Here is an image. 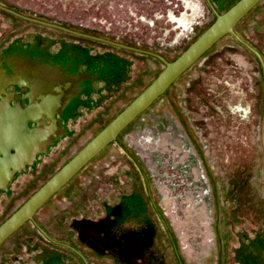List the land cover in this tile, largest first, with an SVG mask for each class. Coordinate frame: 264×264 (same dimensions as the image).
Returning <instances> with one entry per match:
<instances>
[{"label":"rangeland","instance_id":"rangeland-1","mask_svg":"<svg viewBox=\"0 0 264 264\" xmlns=\"http://www.w3.org/2000/svg\"><path fill=\"white\" fill-rule=\"evenodd\" d=\"M239 0H0V26L43 38L53 50L81 47L127 62L118 77L0 194V226L149 87ZM215 10V11H214ZM237 34L264 59L251 27ZM77 33V34H76ZM105 41L131 47L123 49ZM249 159V160H248ZM252 167L246 191L232 186L239 163ZM138 172L144 200L170 264H228L230 247L251 221L264 228V76L234 37L222 39L17 234L0 247L7 264L114 162ZM178 256V258L176 257Z\"/></svg>","mask_w":264,"mask_h":264},{"label":"water","instance_id":"water-1","mask_svg":"<svg viewBox=\"0 0 264 264\" xmlns=\"http://www.w3.org/2000/svg\"><path fill=\"white\" fill-rule=\"evenodd\" d=\"M262 1L239 0L222 15L214 10L216 20L213 24L173 62L146 52L162 61L165 69L0 226V247L26 224L33 222L36 214L54 196L107 147L116 142L128 127L225 37H234L250 51L259 60L264 76L262 55L236 32L237 26ZM210 6L212 7L211 3ZM17 16L32 23L70 32L63 27L19 14ZM251 29L264 49V15ZM104 42L142 52L109 41ZM126 64L121 59L105 57L81 47L53 50L49 41L43 38L21 37L0 26V128H4L11 139L13 132L17 130L15 119L21 118L26 112V115L29 114L36 120L32 125L36 130H31L29 123H26L25 128L20 131L21 147L10 165L15 169L13 172L8 169V172L5 171L0 176V194L71 125L96 94L114 82ZM9 106L17 107V110L6 109ZM37 116L41 118L37 120ZM28 134L31 135L27 137ZM134 181L132 169L116 161L107 168L43 228L54 239L71 238L79 253L87 256L86 263L79 255L72 254L66 246L60 247L65 253L62 257L52 256L47 262L113 264L114 260L119 264H170L144 199L131 205L128 201V213L124 212L126 214L123 218L114 224L107 222L104 207H114L118 205L120 197L124 200L131 196ZM69 233L72 235H68ZM37 236L44 242H49L42 232ZM62 243L68 245L67 241ZM40 253L36 241H29L7 264H37L34 257L42 255ZM103 255L111 256L113 260ZM228 264H264V228L250 220L230 247Z\"/></svg>","mask_w":264,"mask_h":264},{"label":"trees","instance_id":"trees-1","mask_svg":"<svg viewBox=\"0 0 264 264\" xmlns=\"http://www.w3.org/2000/svg\"><path fill=\"white\" fill-rule=\"evenodd\" d=\"M3 11H5V10H3ZM9 11H11V12H8V11H5V12L12 13V14L16 13L10 9H9ZM239 164L240 165H238L239 167H237V171H236L235 178H234L235 180L232 182V186H234L236 189L240 188L241 190H246V191L247 190L248 191L253 190V188L251 189V186H250L251 178L253 177L251 165H248L246 160L240 162ZM132 171H133V174L135 175V181H134L133 187L131 189L133 191V193L131 194V196H128L127 199L123 198L124 200H122V197H120L122 201L120 200L119 203H117L118 205H116L114 207L113 206L111 207V205H107L104 207L106 219L108 220L107 222H112L114 224V222L116 223L117 221L121 220L123 218L124 214L128 213L127 212L128 201L130 202L129 205H131L132 203L137 204L140 200L144 199V193H143L144 191H143V186L141 183V178H140L138 172H136L133 168H132ZM123 201H125V202H123ZM124 212H126V213H124ZM73 217H75V216H73ZM71 226L73 227V225H71ZM37 227H38V230L40 232H42V234L49 240V242H44L41 238H39L34 233H30V235L28 236V238L30 237V241H33V240L36 241L37 247L40 248L41 253H42V255H38V256L34 257L37 264H49L50 262H47V259H50V257H52V256H56L57 258L62 257V255H64L65 253L63 251H61V248H60L61 246L68 247L69 251L72 254H74L75 256L78 255L79 250L76 249L71 238L68 237V239H66V240L62 239V238L61 239L60 238L54 239L49 233H47L45 230H43L39 225H37ZM68 235H72V234L69 233ZM65 241L68 242V245H65L62 243V242L65 243ZM103 257H107L108 259L111 258L113 260V258L111 256H108V255H103ZM176 257L178 258V256H176ZM83 259L87 261V256H84ZM112 262H113V264H119L117 261H114V260ZM179 264H182L180 260H179Z\"/></svg>","mask_w":264,"mask_h":264},{"label":"flooded vegetation","instance_id":"flooded-vegetation-1","mask_svg":"<svg viewBox=\"0 0 264 264\" xmlns=\"http://www.w3.org/2000/svg\"><path fill=\"white\" fill-rule=\"evenodd\" d=\"M8 108H12L13 110H17V107L9 106ZM21 110V109H20ZM28 109H22L21 111H27ZM17 118V117H16ZM41 118L40 116H37L36 119L39 120ZM16 121V127L17 130L13 132L12 138L9 139V137L6 134V131L0 128V176H2L5 171L8 172V169L10 172H13L15 167L10 166L13 161L15 160L17 151L21 147L20 145V131L25 128V124L29 123L28 126L31 130H36L32 125L36 121L34 117L30 116L29 114L26 115V112L21 118L15 119ZM10 133V132H9ZM31 134H28L27 137H29ZM8 137V138H7ZM7 167V168H5ZM78 255L83 259L84 256L78 252ZM83 261L86 263V260L83 259Z\"/></svg>","mask_w":264,"mask_h":264}]
</instances>
